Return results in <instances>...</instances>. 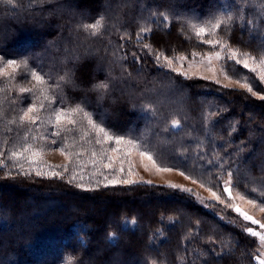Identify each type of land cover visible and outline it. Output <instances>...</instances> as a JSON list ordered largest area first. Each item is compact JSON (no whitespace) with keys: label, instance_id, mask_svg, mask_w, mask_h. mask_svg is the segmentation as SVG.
Masks as SVG:
<instances>
[{"label":"trees","instance_id":"16d2710c","mask_svg":"<svg viewBox=\"0 0 264 264\" xmlns=\"http://www.w3.org/2000/svg\"><path fill=\"white\" fill-rule=\"evenodd\" d=\"M259 3L13 0L9 4L0 0V55L29 61V69H18L11 83L0 78V87L11 89L0 92V150L7 153L24 135L27 143L44 149L31 175H24L18 164L0 168V264H68L69 260L72 264H182L179 257L184 258L183 264H256L248 253L255 249L257 238L248 235L246 226L230 212L225 217L228 211L221 204L203 198L202 204L195 193L167 185L137 182L105 187L114 178L131 179L128 160L134 171L132 154L126 157L125 146L114 141L96 143L99 137L82 114L76 115L77 124L66 125L70 130L59 137L49 135L56 128L48 123L47 110L40 112L43 123L21 128L8 120L17 118L18 110L31 103V93L18 91L20 86L35 83L31 71L53 86L69 73L75 86L66 84L62 93L57 91L52 107L80 105L112 135L141 144L158 163L201 179L224 200L226 176L222 173L230 169L233 184L239 181L234 191L259 204L264 200V100L244 88L192 76L186 79L167 66H158L153 55L136 41L139 27L148 23L153 31L146 39L155 50L169 57H190L193 52L204 55L212 51L211 46L202 43L190 27L182 31L180 21L202 25L213 13L242 10L245 22L237 20L230 26L228 42L259 55L264 50V17L258 14ZM160 12L172 14L167 27L160 23L162 17L153 16ZM101 16L105 21L99 35L91 36L81 27ZM248 20L259 23V29L250 27ZM218 31H223V26ZM223 68L231 80L249 82L253 91L264 92L255 73L242 65L225 60ZM99 83L109 86L102 98L93 90ZM13 98H19L16 104L11 103ZM173 117L181 121L179 129L170 127ZM64 145L68 146L65 152L73 154L71 160L51 163L48 153ZM118 147L121 151H111ZM105 150L107 154L102 155ZM109 156L112 168L105 167ZM122 160L124 171L120 172ZM19 163L28 168L24 160ZM66 165L69 170L63 172ZM35 167L46 175H36ZM51 171L61 172L63 178L51 176ZM7 172L11 175L5 176ZM73 174L76 179L69 183ZM221 216L233 223H226ZM132 218L136 225L129 223ZM110 231L119 232L118 240L108 239ZM229 239L236 245L233 251L222 247L221 242ZM220 251L223 254L218 257Z\"/></svg>","mask_w":264,"mask_h":264},{"label":"snow or ice","instance_id":"6c2138e0","mask_svg":"<svg viewBox=\"0 0 264 264\" xmlns=\"http://www.w3.org/2000/svg\"><path fill=\"white\" fill-rule=\"evenodd\" d=\"M41 2H47V0H41ZM7 3L12 4L13 0H7ZM244 3L251 4L252 0H244ZM259 8V16L264 17V0H260V3L258 4ZM159 15L162 17V21L160 22L165 27L168 26L169 21L172 19V14L168 12H160V13H153V16ZM237 20H239L241 23L245 22V15L242 10H238L235 14L233 12L228 13H221V14H215L213 13L210 18L204 21L202 25L197 24H191L189 21L181 20L180 23L184 26L182 27V31L186 30L190 27V30L195 34V36L201 40L202 43L208 44L211 46L212 51L209 53L204 54L201 56L200 60V66H207V71L213 72L215 75V69L212 67L213 60L220 61L222 59L228 60V61H235L237 65H242L244 69H247L251 73H255L258 79L261 83H264V50H260L259 55H253L249 51L242 50L239 47H235L231 45L228 42L227 35L228 31L230 29V26H232ZM105 18L101 16L99 19L95 21V23L92 24H82L81 27L88 31L91 36L99 35L101 32V28L104 24ZM247 24L250 27H254L256 29H259L260 24L254 23L252 20H248ZM223 26V31L221 30ZM153 31V28L148 23H145L139 27V30L136 34V41L138 44L142 47V49L147 50L148 55H153L156 63L158 66H167L172 71H177L179 75L185 76L186 79H190L191 77L187 75L186 72L179 71L174 64H179L180 68H183V63L188 58L183 55L169 57L163 53V51L155 50L150 42H147V37L149 34ZM125 36H128L127 33H125ZM209 37L208 39H204V37ZM124 37H122L123 39ZM130 38V37H129ZM219 50H216V49ZM115 55V53L113 54ZM134 56H136V53H133ZM192 57L195 58L196 56L200 55L197 52H193ZM122 59H126V57H123ZM139 59V57H137ZM163 60V63L161 61ZM196 64L195 59L192 60V62L189 64V68L194 66ZM23 67L24 69H29V61L27 59H23L18 61L17 59L13 58H5L4 56L0 55V78H7L9 83H11L15 76L14 74L17 72L18 69ZM11 70V72L9 71ZM221 71H224L223 66L221 67ZM31 79L35 81V83L31 87H25L20 86L18 88V91L20 94L24 93H31L32 94V100L31 103H29L25 108H20L19 115L17 118L9 119L8 124H14L18 127L23 128L25 125H35L37 124V121H40L43 123L40 117V112L42 110H47L49 112V118L48 123L52 124L53 127L56 128V131L51 132L49 135L53 137H59L61 135L62 131H68L70 129L66 128V125H73L75 126L77 124V121L75 120V116L82 114L83 118L86 119L87 124L91 127L92 130H94L95 134L99 137V139L96 140V143H102L104 141H114L118 146L124 145L127 149L126 157H130L132 154V151H135L136 154L140 157L141 164L145 171L149 170V164L151 165V168L155 169L156 172H171L174 169L165 167L162 164L158 163L157 160L154 158L153 153L148 150L147 148L143 147L141 144L128 139L125 140L122 137L114 136L109 131L106 130L104 126H101V123L96 122L93 120L92 116L85 112L83 107L80 105H76L74 107H52V105L56 104V95L55 93L57 91L63 92V88L66 84H70L75 86L74 81L69 73H65V75L60 76L59 79L56 81L55 85L53 86L48 82V80L45 79V77L41 74H39L37 71H31ZM203 78V77H201ZM224 78L226 80H229V76L227 73H225ZM219 83V81H216ZM240 85V87L246 89L249 93H251L253 96L257 95L256 91H253V86L249 82L240 83L239 80L236 81ZM108 84L107 83H99L93 85V90L101 94V98L105 92L108 90ZM226 87V85H225ZM9 88H2L0 87V92H6L10 91ZM260 100H264V95H260L258 97ZM19 98H13L11 100L12 104H16L17 100ZM22 102V101H21ZM150 107V106H146ZM13 111H17V109H13ZM0 118H3V113L0 112ZM170 127L172 129H179L181 127V121L175 117H173L170 121ZM31 129H29L30 131ZM168 128H165L164 131H168ZM8 131H11V129H8ZM39 131V129H37ZM43 138V137H41ZM35 139V137H34ZM28 137L27 135H24L21 138V142L19 144H14L11 148L8 149L7 153L5 151L0 150V168H15L18 164L20 171L24 175H31V171L33 169V166L36 165V161L39 159V157L42 155L44 149L42 146L37 147L31 143H27ZM7 143V141H5ZM51 143L56 144V140H52ZM67 145H64L63 147L59 148V151L61 155H65L66 159L71 160L72 153L65 152V149L67 148ZM112 152H119L121 149L114 148L111 149ZM107 150L102 155H106ZM93 158H95V153L92 154ZM125 157V158H126ZM11 160L13 161L12 165H7L4 160ZM24 160L28 164V168H25L24 163H19V161ZM147 161L148 163H144ZM93 162H95V159H93ZM129 163V171L128 175L131 177L134 173L132 171V163L130 160H128ZM113 159L111 156L108 157V163L105 165L107 168H112ZM51 168V166H48ZM221 168H224V163L222 162L220 165ZM68 166H64L63 172H67ZM36 175H46V173H43L39 167H35ZM123 160L120 168V172H123ZM178 171V170H177ZM178 174L183 176L185 180H190L193 184H199L201 187L205 188L206 191L210 193V197L212 200H215L218 204L224 205L227 208H231L239 217H241L244 221L250 222L252 225H258L260 230H256L253 227H245L244 231L250 235L251 237L257 238V244L254 250L249 251V255L256 261V264H264V222L257 220L254 218L253 215H250L247 211H245L239 203L236 201H242L252 208H259V211L264 213V200H262L259 204L257 203L256 199L248 198L245 194H243L240 191H234V189L239 188V181L237 180L236 184H233L234 179V173L232 170L227 169L225 170V173H222V177L226 176V178H223V189L222 192L227 194V201H231V203H227L224 199H222V194L218 191L213 190L212 188L207 187L201 179H197L191 175H188L187 173L183 171H178ZM11 172L5 173V176H10ZM50 175L53 177H61V172L51 171ZM76 179V175L73 174L70 179L69 183L74 181ZM82 179V177H81ZM105 180H107V177H105ZM142 183H148L151 184V181H141ZM137 183V181L133 179H124L119 180L117 178H114L108 183H106L104 186L108 187L116 186L117 184H123V185H132ZM81 186L82 185H78ZM168 187L172 189H178L185 193L192 194V190L189 188H184L177 184H168ZM255 191V189H253ZM197 200L200 201V203H204L203 199L197 195ZM204 206L211 207L209 204H204ZM221 220H224L226 223H233L232 220L226 219L225 217L221 216ZM169 220L172 221V218L169 217ZM132 225L137 224V220L135 218H132L129 222ZM119 238V232L118 231H110L108 233V239L109 240H118ZM215 243V241H212ZM222 247L225 249H228L229 251H233L236 248V245L230 241H222ZM215 251V250H214ZM218 257L222 256V251L216 253ZM199 255L204 256L206 253H200ZM183 264V257H179ZM68 264H72V261L69 260ZM152 264H156L155 261H152Z\"/></svg>","mask_w":264,"mask_h":264},{"label":"rangeland","instance_id":"374dc122","mask_svg":"<svg viewBox=\"0 0 264 264\" xmlns=\"http://www.w3.org/2000/svg\"><path fill=\"white\" fill-rule=\"evenodd\" d=\"M219 50V49H218ZM201 56L198 55L195 58L192 56H186L188 59L184 61L183 68H180L179 64H174V66L179 70L186 72L188 76L197 77L200 79L208 80L217 83L218 80L221 85H226L228 87H234L237 89H243L240 87L238 83L234 80H226L224 78L225 74L224 71H221V67L223 66V63L225 59H222L220 61L213 60L212 67L215 69V75L213 72L207 71V66H200V60ZM195 59L196 64L189 68V64L192 62V60ZM256 75V74H255ZM203 77V78H201ZM264 86V83H262ZM260 95H264L263 93H258L255 97H259ZM133 158V165H134V171L133 175L131 176V179L141 182V181H151L153 184H160V185H168V184H177L184 188H189L192 190L193 193L198 195L199 197L203 199H209L212 200L210 197V193L205 190V188L201 187L199 184H193L190 180H185L183 176L179 175L177 171H171V172H161L158 173L155 171V169L151 168V165L149 164V170L145 171L142 164L140 157L135 153H132ZM51 163H57V164H63L67 162V159L65 158V155H61L59 150H52L50 153H48L47 158ZM144 163H148L145 161ZM225 201L227 202V197H225ZM216 202V201H215ZM231 203V201H228ZM240 204V206L247 211L250 215H253L255 219L260 220L264 222V215L262 212L259 211L258 208H252L248 204L242 202V201H236ZM225 208L228 212L224 213L223 215L225 217L229 216L230 213L234 215V219L239 221L240 224H243L246 227H253L256 230H260L258 225H252L250 222L244 221L241 217H239L231 208H227L224 205H221ZM230 212V213H229Z\"/></svg>","mask_w":264,"mask_h":264}]
</instances>
